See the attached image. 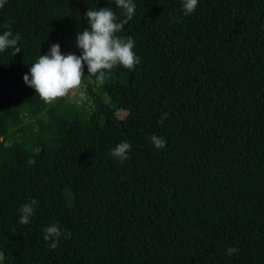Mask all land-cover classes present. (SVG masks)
<instances>
[{
    "label": "trees",
    "instance_id": "obj_1",
    "mask_svg": "<svg viewBox=\"0 0 264 264\" xmlns=\"http://www.w3.org/2000/svg\"><path fill=\"white\" fill-rule=\"evenodd\" d=\"M135 4L117 35L133 38L140 63L113 67L102 85L82 77L88 110L45 103L22 76L51 43L79 55L89 8L119 9L0 8V26L20 34V52H0V135L24 132L0 141L3 264H264V0H199L190 15L180 0ZM120 141L131 145L123 163L109 154ZM33 199L30 222L18 223ZM52 222L71 233L55 248L42 232Z\"/></svg>",
    "mask_w": 264,
    "mask_h": 264
},
{
    "label": "clouds",
    "instance_id": "obj_2",
    "mask_svg": "<svg viewBox=\"0 0 264 264\" xmlns=\"http://www.w3.org/2000/svg\"><path fill=\"white\" fill-rule=\"evenodd\" d=\"M6 0H0V8ZM111 3L119 9L120 18L110 7L89 8L83 13L87 27L77 32L74 45L79 50L75 53H62L58 42L51 43L48 51L41 54L31 62L28 71L22 76L23 83L34 90L45 103H50L57 98L65 97L70 91L77 89L82 83V77H94L96 84L102 85L110 75L111 69L119 66L132 70L140 63V57L134 52V40L130 36H120L119 33L124 24L131 20L135 14V0H111ZM199 0H180V7L184 15L192 14ZM4 31H0V52L12 49L20 52L18 41L20 34H13L7 24L2 25ZM85 71L87 74H85ZM167 118L164 113L161 119ZM152 146L163 149L166 140L162 136L152 134L149 138ZM131 145L127 141H120L110 149V156L121 163L128 158ZM37 201L22 204L18 208V223L28 224L35 213ZM43 240L48 242L50 248H55L61 235L65 238L71 235L59 226L58 222H52L42 228ZM229 256L235 249H226ZM4 257L0 255V264Z\"/></svg>",
    "mask_w": 264,
    "mask_h": 264
},
{
    "label": "rangeland",
    "instance_id": "obj_3",
    "mask_svg": "<svg viewBox=\"0 0 264 264\" xmlns=\"http://www.w3.org/2000/svg\"><path fill=\"white\" fill-rule=\"evenodd\" d=\"M84 83L85 82L82 79L81 85L77 89H74V90L70 91V93L68 95H66L65 97L68 100L77 103L78 105H82L84 107V109L88 110V109H91V107L93 105V100L91 99V97L86 92L85 87L83 85ZM52 102H50V103H52ZM117 114L120 117H125L127 115V111L123 110V109H119L117 111ZM29 121L30 120H28L26 122L27 125L24 128L25 132L29 129ZM21 137H24V132L20 133L18 131L10 130L9 132H7L5 134H1L0 135V141L7 140V141L10 142V141H12L15 138L18 139V138H21Z\"/></svg>",
    "mask_w": 264,
    "mask_h": 264
}]
</instances>
